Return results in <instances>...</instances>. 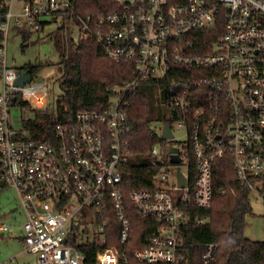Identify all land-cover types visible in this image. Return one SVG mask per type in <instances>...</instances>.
<instances>
[{"label": "built area", "instance_id": "built-area-1", "mask_svg": "<svg viewBox=\"0 0 264 264\" xmlns=\"http://www.w3.org/2000/svg\"><path fill=\"white\" fill-rule=\"evenodd\" d=\"M115 1L114 9L81 16L75 0H0V190L18 197L23 249L36 254V264L127 263L116 246L102 244L113 218L118 242L130 236L121 187L130 154L125 97L141 81L161 91L170 120L161 133L169 124L185 140L173 136L159 150L153 144L156 187L128 193L137 216L159 223L157 234L134 252L137 262L181 264L178 229L191 220L188 205L211 206L220 159L241 188L264 199V0ZM57 18L70 20L77 37L93 39L113 61L131 63L132 78L112 90L103 109L78 111L71 124L56 126L54 140L35 142L12 123L11 111L47 107L48 85L33 74L15 83L28 71L7 64L6 46L11 32H39ZM170 147L177 148L178 163L170 162ZM79 218L89 220L90 231L80 229ZM95 240L101 245L87 262L80 247ZM215 255V244H205L202 263Z\"/></svg>", "mask_w": 264, "mask_h": 264}, {"label": "trees", "instance_id": "trees-1", "mask_svg": "<svg viewBox=\"0 0 264 264\" xmlns=\"http://www.w3.org/2000/svg\"><path fill=\"white\" fill-rule=\"evenodd\" d=\"M116 7L115 0H75V12L81 16ZM71 32L62 24L50 34L59 53L58 71L63 94L54 107L36 109L32 118L22 121L27 137L35 142L54 140L56 126L71 124L78 111L103 109L113 94L112 90L132 78L131 63L113 61L93 39L76 38ZM21 33L26 42L30 32L21 30ZM214 38L210 37L209 41ZM23 68L29 74H36L41 66L27 64ZM157 87L154 82L141 81L125 97L128 101L126 139L130 154L122 170L121 187L130 222V236L125 244L118 242L119 225L113 218L106 228V239L102 245L116 246L126 256V264H146L137 262L133 254L149 243L159 227L155 219L137 216L127 199L133 189L156 187L152 175L158 166L150 165V147L155 143L166 144V141L160 138L153 123L170 122L160 99L153 94ZM225 163V159L216 163L211 206H187L191 220L179 227L176 242L181 264H203L201 255L207 243L215 244L216 255L211 264H264V240L255 241L244 235L245 217L252 214L248 199L250 192L238 185L232 169L226 173ZM221 191L224 192L221 194ZM98 245L101 244L95 240L91 244L84 242L80 247L87 262H92Z\"/></svg>", "mask_w": 264, "mask_h": 264}, {"label": "rangeland", "instance_id": "rangeland-1", "mask_svg": "<svg viewBox=\"0 0 264 264\" xmlns=\"http://www.w3.org/2000/svg\"><path fill=\"white\" fill-rule=\"evenodd\" d=\"M66 24L71 29V33L77 38L79 32L76 26H72L70 20L57 18L53 22H49L44 30L28 33L27 40L21 32H11L8 37L6 46V60L8 65H12L20 71H25V65H40L41 69L38 73L33 74L35 80H45L47 82L48 96L47 106L54 107L56 101L62 97L63 91L60 87V73L58 71L59 53L54 46L50 34L58 26ZM27 44V45H26ZM155 97L161 100L162 94L157 87L153 89ZM164 110V109H163ZM33 110L30 106L24 108H13L11 111L12 123L16 127L22 126V121L33 117ZM166 113V110H164ZM162 122L153 123V127L157 130L158 135L161 134ZM174 139L183 142L185 135L181 130L173 126ZM25 134V132H23ZM169 144V142H167ZM154 146L160 149L159 143ZM186 172V167H181ZM252 214L245 217L244 235L248 239L255 241L264 240V199L256 191H251L248 195ZM18 197L12 189L0 190V224H4L7 229L0 231V264H36V254L28 253L21 246L20 235L22 224L25 221L24 212L18 206ZM14 209V211H12ZM81 221L80 229L85 226L90 231L89 220L79 218ZM88 234V233H87ZM78 241L82 239L78 237Z\"/></svg>", "mask_w": 264, "mask_h": 264}, {"label": "water", "instance_id": "water-1", "mask_svg": "<svg viewBox=\"0 0 264 264\" xmlns=\"http://www.w3.org/2000/svg\"><path fill=\"white\" fill-rule=\"evenodd\" d=\"M30 77H31V75L29 73L22 74V75L18 73V76H17V78L15 80V83H17L19 85H23L24 83H27V82L30 81ZM172 137H173V134H172V132L170 130V125L169 124H165L162 127V133L160 135V138L163 139V140H169ZM177 151L178 150L175 147H170L169 148V152L171 153V155H170V162L171 163H178L179 162V156L177 155ZM176 170H177L178 184H179V186L183 187L184 184H185V180H184L183 175L180 172L179 166L176 167ZM12 211H14V209H12Z\"/></svg>", "mask_w": 264, "mask_h": 264}, {"label": "crops", "instance_id": "crops-1", "mask_svg": "<svg viewBox=\"0 0 264 264\" xmlns=\"http://www.w3.org/2000/svg\"><path fill=\"white\" fill-rule=\"evenodd\" d=\"M21 230H22V228H21ZM20 242H21V246L23 247V243H22V232H21V235H20ZM23 251H25V250H22V251H20L19 253H21V252H23ZM26 264H30V263H26Z\"/></svg>", "mask_w": 264, "mask_h": 264}]
</instances>
